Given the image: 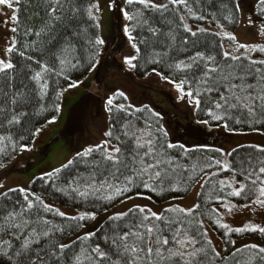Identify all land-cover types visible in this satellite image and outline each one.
Instances as JSON below:
<instances>
[{
	"label": "snow or ice",
	"instance_id": "1",
	"mask_svg": "<svg viewBox=\"0 0 264 264\" xmlns=\"http://www.w3.org/2000/svg\"><path fill=\"white\" fill-rule=\"evenodd\" d=\"M22 8L30 10L23 21ZM105 8L123 21L121 31L132 49L123 65L174 89L201 125L228 132L236 131L234 125H264V58L252 56L264 54V43H241L227 27L240 22V0H107L106 5L101 0H0V12L12 11L5 24L14 25L0 53V170L18 153L31 151L29 143L42 129L25 126L47 110L43 102L50 91L59 113L64 93L78 88L85 72L99 68L107 44ZM257 11L264 16V0H258ZM189 21L209 22L216 29L199 24L194 29ZM248 25L264 38V22L256 26L248 18ZM73 73L79 74L76 79ZM103 108L104 138L38 177L43 191L79 202L83 211L70 215L31 188L4 190L0 177V264H218L229 256L231 264H264V246L258 244L222 256L205 226L207 219L223 229L232 245L233 233L264 236L259 223L232 227L222 222L234 212L264 213V146H251L255 154L245 155L237 148H214L210 151L219 158L192 162V154L204 149L170 142L160 113L131 104L124 90L105 92ZM81 164L83 172L76 171ZM220 173L227 178L220 179ZM191 184H199L200 202L190 207L169 204L157 212L134 203L138 197L152 199L141 189L163 197L187 192ZM116 202L129 206L110 214L105 230H85ZM70 234L75 238L65 240Z\"/></svg>",
	"mask_w": 264,
	"mask_h": 264
},
{
	"label": "rangeland",
	"instance_id": "2",
	"mask_svg": "<svg viewBox=\"0 0 264 264\" xmlns=\"http://www.w3.org/2000/svg\"><path fill=\"white\" fill-rule=\"evenodd\" d=\"M101 3L106 5L107 0H101ZM257 3L258 0H240L241 21L237 28H228L230 32L237 36L241 43H264V38L259 37L255 28L248 25V18H251L256 26L264 22V18L258 17L255 13ZM11 15L12 11L9 9H4V12H0V53H3L4 48L7 46L6 41L13 36L10 29L14 25L12 23L5 24V21ZM189 22L193 24L194 29L196 24L207 29H216V25H212L209 22ZM122 23L121 19L115 18L114 14L105 8L102 19V34L106 38L107 44L100 58L101 64L99 68L86 74L82 78L83 83L78 88L70 89L64 93L60 103L61 111L54 115L56 117L54 122L48 123V121L52 120V117L38 126L42 130L29 143L31 151L18 153L15 159L8 163L6 169L0 170V177L4 178L2 181L5 185L4 190L8 187L30 188V181L35 175H42L44 172L52 171L55 167H60L72 158L73 153L79 151L86 144L102 140L104 138L103 133L106 130L103 95L105 92L110 94L112 89L119 88L124 90L129 97V102L135 106L148 105L158 111L163 117V124L168 130L171 139L178 131L175 125L176 120L179 119L184 123L187 119L192 118L194 113L177 99L174 89L165 85L163 81L158 82V78L155 76L135 78L132 75V71H129L123 65V56L131 54L132 49L127 37L121 31ZM224 43L227 46L229 42L225 40ZM252 56L254 59L264 58L261 55H256V53H253ZM120 62H122V65ZM115 63L119 65L117 68L112 67ZM73 124L76 125L72 126ZM65 125L64 135H60L59 132H62L61 129ZM58 134L59 136L57 137ZM222 135L224 136L223 140L217 146L225 150H230L234 146L244 143L264 146L263 131H234L231 133L224 131ZM188 141L185 144H197L194 139H189ZM199 190V184H195L189 193L183 196L161 201L153 198L148 200L138 197L134 200V203L150 207L157 212L167 208L169 204L190 207L194 202H197ZM143 196L149 195L143 194ZM47 202L54 203L56 207L70 215L75 214L77 210H84L74 206L58 204L51 200H47ZM128 206L118 202L108 207L106 211L99 212L97 219L89 221L85 230H92L94 226L98 225L110 214L126 210ZM216 207H220V205ZM249 221L264 225V213L257 212L253 215L248 210L234 212L231 215L224 216L222 222L228 223L232 227H241ZM205 226L208 228L209 238L216 246V249L223 254L225 250L221 238L207 222ZM74 237L75 235L72 238ZM235 241L234 247L246 242L264 246V243L257 236L235 239Z\"/></svg>",
	"mask_w": 264,
	"mask_h": 264
},
{
	"label": "trees",
	"instance_id": "3",
	"mask_svg": "<svg viewBox=\"0 0 264 264\" xmlns=\"http://www.w3.org/2000/svg\"><path fill=\"white\" fill-rule=\"evenodd\" d=\"M257 4H256V8H255V13L257 14L258 17L264 18V16H260L258 14ZM229 7H231V5H229ZM26 11H30V10L24 9V8H22V10H21L20 17H21L22 21L25 19ZM205 11L207 12L208 10L205 9ZM239 20L241 21V9H240ZM191 22L207 23V22H203V21H191ZM239 23H237L235 25H228L227 27L229 29H234V28L238 27ZM212 25H215V24H212ZM209 31H214V30L209 29ZM205 38L208 39V40H213V38L211 36H207ZM256 55H261L262 57H264V54L256 53ZM14 62H15V60H14ZM120 63L122 65V62H120ZM118 66L119 65L117 63H115V64H113L112 67L117 68ZM88 73L89 72H85L79 78L82 79ZM78 75H79L78 73H73L72 79H76ZM132 75L135 78H143V77H145V76L141 75L140 71H136V70H132ZM61 84H64V81H61ZM53 87H54V85H53ZM54 98H55L54 94L50 91L49 97L46 98L44 100V102H43L44 103V108L47 109V110L46 111H42V112H40V114L34 116L26 124L25 127L27 129L34 130L35 127H38L41 123H44L45 121H47L48 119L52 118L56 114V112H55V110L53 108V103H52ZM60 103H61V101H60ZM140 106H142V105H139L137 107H140ZM150 108L153 111L158 112V111L154 110L152 107H150ZM74 120H76V119H74ZM160 124H161L162 127L165 128V126L163 124V117H162L161 114H160ZM75 125L76 124H73L72 126H75ZM175 125L178 128V131L175 134V136L173 137V139H171L170 136H169V141L170 142L178 144V145L179 144H183L187 148H194L195 149V148H201L202 147L204 149L203 152L197 151V152L192 154V162H195V161L199 160L201 157H204V156L211 157L213 155H216L217 158H219L218 154H214L213 152L210 151V149L220 148V147L217 146V144L220 143L223 140V137H224L222 135V133L225 130L222 127L221 128H215L214 126H213V128L205 127L204 125H201L198 122V118L194 119V115L192 116V118L187 119L186 122H184V123L181 122L179 119H177ZM65 127H66V125L61 129L62 132H59L60 135H64ZM233 127L236 129V131H253V130H257L258 129L259 131H263L264 132V125H260V124L255 125V127H249L248 125H239V126H235L234 125ZM221 130H224V131H221ZM228 133H231V132H228ZM59 134L57 135V137L59 136ZM25 135H27V132H25ZM188 137H190V138H188ZM33 138L31 139V142H32ZM189 139H194L195 141H197V144L196 145L187 144V143L185 144V142L188 141ZM241 146H243V147H241ZM251 146H255V144L244 143V144L236 145L233 148H237L238 149L239 155H245L247 153H253V149H252ZM170 151L175 153V152H178L180 150L179 149H174V150H170ZM253 154H255V153H253ZM73 155H74V153H73ZM237 158H239V156H237ZM83 170H84V165L81 164L79 169H77L76 171L83 172ZM69 171L72 173V175L76 174V171H73L71 169ZM40 176H41L40 174L35 175L30 181V188L33 191L37 192L38 194H42V195L47 196V200H51V201H53L55 203L69 205V206H74V207H78V208L84 209L83 207H81L79 205V202L73 203V201L70 200L68 197L59 196V195L52 196L50 194L51 193V189H48L47 192L43 191L42 187H41V183L42 182L38 179V177H40ZM227 176H228V173H220L219 178L220 179H225V178H227ZM194 185L195 184H191L189 186V191L192 189V187ZM181 186L183 187L184 185H181ZM189 191L181 192L179 194L165 193V195L163 197H161V196H158L156 193H151L148 190L141 189V192L143 194H147V195L151 196L153 199H155L157 201L165 200V199L172 198V197L183 196V195H186L187 193H189ZM199 192H200V190H199ZM197 202H200V199L198 197H197ZM233 202L241 203L242 201L240 200V198H233ZM116 203H118V202H116ZM116 203H114V204H116ZM217 205H220L219 201H213L212 202V206L213 207H216ZM110 206H112V205H108L107 208L110 207ZM207 210H208L207 207L202 208V211H204V212H207ZM107 218L102 220L98 225L94 226L92 228V230L96 231L97 233L101 232V230H105L106 229V225L108 223ZM55 222L56 223H60L61 222V218L56 217L55 218ZM206 222L217 232V234L219 235V237L222 240V243L224 245V250H225V252L223 254H221L222 256L229 255L231 252L235 251L236 248L243 247L244 244H255V243L246 242L244 244H241L238 247H234V245L229 244L227 242L229 238L227 236L223 235V232H224L223 229H220L218 226L212 225L210 221H207V219H206ZM73 236H74V234H70V236L65 237V240H69ZM252 236H257L260 239V241L262 243H264V236H261V235H259L257 233H244V234L233 233L231 235V239L235 240V239H242V238L252 237ZM74 238H72V239H74ZM218 264H231L230 256H229V260L218 261Z\"/></svg>",
	"mask_w": 264,
	"mask_h": 264
}]
</instances>
